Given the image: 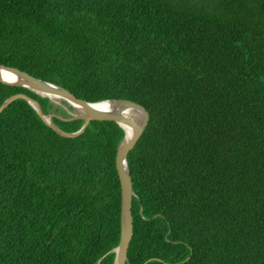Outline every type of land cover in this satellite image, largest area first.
Masks as SVG:
<instances>
[{
	"label": "trees",
	"instance_id": "1",
	"mask_svg": "<svg viewBox=\"0 0 264 264\" xmlns=\"http://www.w3.org/2000/svg\"><path fill=\"white\" fill-rule=\"evenodd\" d=\"M0 64L149 113L126 264H264V0H0ZM15 94L83 125L0 82V106ZM123 137L91 121L64 138L22 99L1 112L0 264H113Z\"/></svg>",
	"mask_w": 264,
	"mask_h": 264
},
{
	"label": "water",
	"instance_id": "2",
	"mask_svg": "<svg viewBox=\"0 0 264 264\" xmlns=\"http://www.w3.org/2000/svg\"><path fill=\"white\" fill-rule=\"evenodd\" d=\"M0 82L15 87H24L40 96L47 97L54 104L59 100L65 101L71 108L72 119L83 121V125L77 132L67 133L51 123V116L43 115L37 102L24 94H15L7 98L0 106L1 112L15 100L22 99L28 102L37 112L38 116L58 135L64 138H74L81 134L91 121L113 122L122 128L124 137L117 148L115 155V171L120 186L121 210H120V234L119 242L114 253L113 264H126L127 250L132 238V182L127 168V159L131 151L136 147L149 121V113L141 105L130 100H106L97 103H89L76 98L65 88L40 80L16 68L0 64ZM111 104L114 110H107L103 104ZM136 115L139 121L130 116Z\"/></svg>",
	"mask_w": 264,
	"mask_h": 264
},
{
	"label": "bare ground",
	"instance_id": "3",
	"mask_svg": "<svg viewBox=\"0 0 264 264\" xmlns=\"http://www.w3.org/2000/svg\"><path fill=\"white\" fill-rule=\"evenodd\" d=\"M103 106L107 109V110H114L113 106L111 104L105 103L103 104ZM130 116L134 117V114L130 113Z\"/></svg>",
	"mask_w": 264,
	"mask_h": 264
},
{
	"label": "rangeland",
	"instance_id": "4",
	"mask_svg": "<svg viewBox=\"0 0 264 264\" xmlns=\"http://www.w3.org/2000/svg\"><path fill=\"white\" fill-rule=\"evenodd\" d=\"M134 117H135V118H136V119L139 121V118H137V116H136V115H135Z\"/></svg>",
	"mask_w": 264,
	"mask_h": 264
}]
</instances>
